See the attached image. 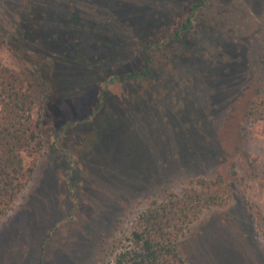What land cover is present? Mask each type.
Listing matches in <instances>:
<instances>
[{
  "label": "rangeland",
  "instance_id": "obj_1",
  "mask_svg": "<svg viewBox=\"0 0 264 264\" xmlns=\"http://www.w3.org/2000/svg\"><path fill=\"white\" fill-rule=\"evenodd\" d=\"M138 1L0 0L1 63L33 64L49 89L46 144L0 223V264H113L138 214L164 191L217 174L230 181L232 164L241 175L264 164L260 125L247 145L237 133L263 70L264 0H206L178 38L183 13L157 26L158 12ZM122 29L135 42L119 43ZM144 41L151 60L139 78ZM127 74L135 78L123 82ZM115 75L122 82H108ZM230 189L179 239L186 264H264L262 237ZM245 194L264 210V182Z\"/></svg>",
  "mask_w": 264,
  "mask_h": 264
},
{
  "label": "trees",
  "instance_id": "obj_2",
  "mask_svg": "<svg viewBox=\"0 0 264 264\" xmlns=\"http://www.w3.org/2000/svg\"><path fill=\"white\" fill-rule=\"evenodd\" d=\"M141 2L150 8V11L158 12L155 24L157 26L163 25L167 18L171 19L172 12L183 13L184 25L181 31L175 34V38L191 28L192 17L206 4V0H141ZM120 3L122 5V0ZM93 11L100 12V6H96ZM103 17L106 16L100 18ZM95 22L92 20V23ZM101 23H106L105 18ZM124 29L118 42L122 43V40L127 44L135 42L132 34L125 32ZM148 37L146 41H151L152 36ZM140 39L138 37L136 42L138 43ZM143 44L138 55L143 71L139 78L149 73L151 60V55L147 51L152 48L147 46L145 41ZM21 62L20 69L13 70L0 61V223L13 210L31 181L36 158L46 144L41 126L43 116L41 111L49 90L48 85L36 66L24 60ZM262 65L260 84L255 88L254 97L248 102L237 124L238 137L244 145L251 140L254 126L260 125L264 134V60ZM92 67L90 65L91 69ZM134 78L132 74H127L123 82ZM108 82L122 81L115 75ZM140 113L143 114V111ZM121 114L126 118L129 116L130 119H134L135 116L127 109ZM25 158L29 159V165L25 164ZM228 178L230 181L221 174L212 179L198 177L190 181L181 192L164 191L161 197L152 200L138 214L127 245L115 255L113 264H186L177 247L179 239L196 215L206 209L224 206L228 202L231 197V184L238 187L239 199L247 205L248 216L256 224L264 242V210H255L247 201L245 194L251 183L264 182V164L251 163L247 172L242 175L232 164Z\"/></svg>",
  "mask_w": 264,
  "mask_h": 264
}]
</instances>
